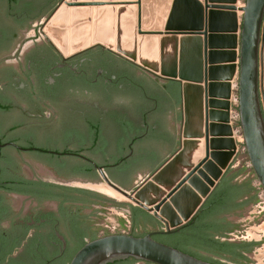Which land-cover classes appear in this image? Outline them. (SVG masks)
Returning <instances> with one entry per match:
<instances>
[{"label":"flooded vegetation","instance_id":"obj_1","mask_svg":"<svg viewBox=\"0 0 264 264\" xmlns=\"http://www.w3.org/2000/svg\"><path fill=\"white\" fill-rule=\"evenodd\" d=\"M61 1L0 0V264H60L98 233L156 230L97 188L100 171L131 189L179 146V83L99 45L56 51L39 28Z\"/></svg>","mask_w":264,"mask_h":264},{"label":"water","instance_id":"obj_2","mask_svg":"<svg viewBox=\"0 0 264 264\" xmlns=\"http://www.w3.org/2000/svg\"><path fill=\"white\" fill-rule=\"evenodd\" d=\"M235 3L236 0H204L202 7L197 0H62L39 28L62 54L99 45L158 78L180 85L178 149L131 189L119 186L100 171L105 183L125 200L157 218L158 223L153 224L143 215L138 216L140 223L154 225L143 228V233L156 230L140 236L98 233L73 254L68 264H109L127 258L143 264H218L160 242L153 235L171 234L191 220L234 159L236 142L228 98L229 80L236 69L238 122L251 169L264 189V0H244L240 6ZM181 4L193 8V20L187 21L175 12ZM214 10H239V25L232 22L227 27L229 32L239 29V33L216 34V22L223 13ZM54 39L69 51L63 53ZM216 40H225V46L213 49L218 48ZM220 61L237 63L225 67L229 70L227 79L216 81L215 76L224 67L212 64ZM218 85H224V89ZM206 90L218 97L221 93L222 101H209L210 110L204 97ZM248 170L244 167L233 171L231 166L226 176L250 186ZM251 195L253 201L248 205L255 206L252 189ZM184 214L185 219L179 221L178 216ZM102 215H107V210ZM235 225L233 231L241 232V225ZM59 238L64 248L65 240Z\"/></svg>","mask_w":264,"mask_h":264},{"label":"trees","instance_id":"obj_3","mask_svg":"<svg viewBox=\"0 0 264 264\" xmlns=\"http://www.w3.org/2000/svg\"><path fill=\"white\" fill-rule=\"evenodd\" d=\"M232 176H223L198 212L178 231L171 234H154L153 238L178 248L186 253L209 262L247 261L248 253L259 244L257 241H229L227 237L237 225L227 220L226 214L241 209L253 201L248 183L233 182ZM132 223L136 225L138 216L157 224V219L139 207H133ZM144 235V234H143ZM62 260L60 264H67ZM133 258L114 261L109 264H137ZM147 263V262H146Z\"/></svg>","mask_w":264,"mask_h":264},{"label":"rangeland","instance_id":"obj_4","mask_svg":"<svg viewBox=\"0 0 264 264\" xmlns=\"http://www.w3.org/2000/svg\"><path fill=\"white\" fill-rule=\"evenodd\" d=\"M244 4V2L242 1ZM64 31V28L62 29ZM225 59V58H224ZM235 62H224L220 61V63H215L212 65H215L216 67H224L223 72L219 74V76H215L216 81H223L224 79L228 78V73L229 70H226L225 67H229V65H233ZM226 65V66H225ZM237 77H238V69H236L233 72V75L231 76L229 82H230V95L228 98V101L230 102V108H229V121L232 126V132H233V138L235 139L236 142V153L235 157L237 158V161L240 164L245 165V162L248 160L246 152L242 149V145L236 141L237 134H239L238 130L239 129V122H238V117H235V113L237 110V102L235 99H237L238 94H237ZM209 81V80H208ZM203 85V84H202ZM222 89H224V85H218ZM224 96V95H222ZM204 97L206 99V102H208V110H210L209 106V101L210 100H220L221 99V93L220 97L218 95H212L210 94L209 91L206 90L204 91ZM214 110H218L215 106H213ZM235 112V113H234ZM234 157V158H235ZM111 197V196H110ZM117 199H122L123 201H127L124 198H117ZM257 201L255 203V206H245L242 209H240L237 213V215H231L230 219L233 221L235 224H240L241 225V232L235 231L233 234H230L227 239L232 240V241H237V240H245V241H257L259 244L255 246V248L248 253L249 257V262L246 261V264H264V211H261L259 207L257 206ZM128 216L126 214L124 215H119L116 214L110 210H107V215H102L100 220L101 222H111V223H118L122 224L125 223V226L128 228L129 225L126 222V218ZM163 225V224H162ZM127 230V229H124ZM113 232V231H112ZM137 264H143L142 261L138 262Z\"/></svg>","mask_w":264,"mask_h":264},{"label":"crops","instance_id":"obj_5","mask_svg":"<svg viewBox=\"0 0 264 264\" xmlns=\"http://www.w3.org/2000/svg\"><path fill=\"white\" fill-rule=\"evenodd\" d=\"M198 2H200V4L202 5V7H203V5H204V0H197ZM242 1L243 0H236V3H235V5L236 6H240V5H242ZM220 2H222V1H220ZM214 11H218L219 13L221 12V13H223V14H221L220 15V18H219V20L216 22L217 24H216V26H217V30L219 31V32H217L216 34H224V35H226V34H232V33H234V34H238L239 32V29H238V31H235V32H229V30H231L230 28H228L227 29V27H229V25L230 24H232V22L234 23V22H236L238 25H239V23H240V21H241V16H242V14H241V12L239 11V10H236V11H224V10H214ZM178 15H184L185 16V18L187 19V21H188V19H191V20H193L194 19V17H195V12H194V10H193V8H190V5H188V4H185V5H179L178 7H177V10L175 11ZM221 31V32H220ZM225 40H223V42H224ZM216 42H218L217 44H215L218 48H215V47H213V49H220L219 47H222V46H225L224 44H223V42L221 41V43H220V40H216ZM221 45V46H220ZM224 50V49H223ZM224 60V59H223ZM231 166H233V171L234 170H238V169H241V168H244V167H247L246 166V164L245 165H243V164H240L238 161H237V158L235 157L230 163H229V165H228V167L224 170V172H223V174H222V177L223 176H225V175H227V170H228V168L229 167H231ZM248 174H247V177H248V179H249V181H250V187H251V189L252 190H254V195H255V202H256V200H257V195H256V187H255V176H254V174H253V171H252V169H251V167H248ZM221 177V178H222ZM220 178V179H221ZM246 206H249V205H246ZM245 207V206H244ZM240 209H238V210H235V211H233L232 213H229V214H227V220L229 221L230 220V222H232L233 223V221L230 219L231 217V215H237V213H238V211H239ZM149 213V212H148ZM151 214V213H150ZM152 215V214H151ZM157 219V218H156ZM159 223H160V227L162 228V223L159 221ZM235 232V231H234Z\"/></svg>","mask_w":264,"mask_h":264},{"label":"built area","instance_id":"obj_6","mask_svg":"<svg viewBox=\"0 0 264 264\" xmlns=\"http://www.w3.org/2000/svg\"><path fill=\"white\" fill-rule=\"evenodd\" d=\"M243 2H244V0H243ZM242 5H243V3H242ZM236 100V102H237V107H238V97H237V99H235ZM236 111V113H235V117L237 118L238 117V119H239V114H238V109L237 110H235ZM241 127L239 126V129H240ZM238 132H239V134H237L236 136H237V138H236V141L237 142H239L241 145H242V149L246 152V150H245V146H244V143H243V136H242V131H241V129L240 130H238ZM245 164H246V166L247 167H251V165H250V162H249V160H247L246 162H245ZM255 187H256V195H257V206L259 207V209L261 210V211H264V189L262 188V186L259 184V182L257 181V179L255 178ZM110 233H115V232H110ZM143 262V261H142Z\"/></svg>","mask_w":264,"mask_h":264},{"label":"bare ground","instance_id":"obj_7","mask_svg":"<svg viewBox=\"0 0 264 264\" xmlns=\"http://www.w3.org/2000/svg\"><path fill=\"white\" fill-rule=\"evenodd\" d=\"M54 41H55L56 45L59 47V49H60L63 53H66V52L69 51V49L64 50L63 47H62V45L58 42L57 39H54ZM68 53H69V52H68ZM97 188H98L100 191H102V192H104V193H106L107 195H110V196H112V197H115V198H124L120 193H118L115 189H113L111 186H109V185H107V184L104 185V186H102V187L98 186ZM198 196L201 197V194L199 193ZM172 207H173V209L176 208L173 204H172ZM163 214H164V216H166L167 213H163ZM185 216H186V214H184V215H179L177 219H178L179 221H183V220L185 219Z\"/></svg>","mask_w":264,"mask_h":264}]
</instances>
